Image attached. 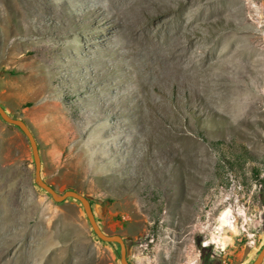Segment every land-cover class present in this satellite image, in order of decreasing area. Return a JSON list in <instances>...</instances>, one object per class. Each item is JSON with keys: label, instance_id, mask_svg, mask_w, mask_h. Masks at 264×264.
<instances>
[{"label": "rangeland", "instance_id": "rangeland-1", "mask_svg": "<svg viewBox=\"0 0 264 264\" xmlns=\"http://www.w3.org/2000/svg\"><path fill=\"white\" fill-rule=\"evenodd\" d=\"M203 1L185 5L191 20ZM224 3L264 25V0ZM121 4L0 0V104L34 134L42 179L87 197L130 264H202L205 242L206 264H249L264 243V54L213 17L177 72L109 15ZM119 256L77 200L35 184L27 138L0 118V264Z\"/></svg>", "mask_w": 264, "mask_h": 264}, {"label": "bare ground", "instance_id": "bare-ground-1", "mask_svg": "<svg viewBox=\"0 0 264 264\" xmlns=\"http://www.w3.org/2000/svg\"><path fill=\"white\" fill-rule=\"evenodd\" d=\"M114 1L123 4H121V7L116 8V10H114L115 7L113 9L110 8L109 15L115 17L120 25L123 23L119 14L127 17L126 24L129 26L130 31L137 35L139 43L143 44L147 41L148 44L145 45H149L148 47H151L149 51H153L156 56L161 54L171 55V60L173 61L172 65L177 72L184 70L185 66L187 67L189 64L192 65L194 58H201V52H197L196 49V56L192 57L190 55V45L192 44L190 40L193 37H191V35L199 34L200 31L204 29L205 24L203 22H206L208 19H213V17L215 19V24H229L232 27L233 31L226 33L230 39L246 38L248 40L246 43L255 50V53L257 52L260 55L264 54V36L262 34L264 25H256L257 22L249 18L243 21L234 18V14L237 12V6L227 5L224 3V0L203 1L204 5L200 6L198 9L200 10V15H198L196 20H191L186 13L188 10L185 9V5L189 4L190 0H113V2ZM209 2L210 4H207ZM219 2H223L224 4H218ZM211 5L214 7H210ZM206 14L209 16L205 17ZM209 26L211 25L209 24ZM211 27L213 28L207 29L206 31L210 33L213 31L214 33L218 32L214 26ZM146 36L149 37V40L145 38L143 42L142 38ZM219 38H221V36H217L214 39L219 40Z\"/></svg>", "mask_w": 264, "mask_h": 264}, {"label": "water", "instance_id": "water-1", "mask_svg": "<svg viewBox=\"0 0 264 264\" xmlns=\"http://www.w3.org/2000/svg\"><path fill=\"white\" fill-rule=\"evenodd\" d=\"M0 118L8 124L16 126L27 138L28 143L31 148V153H32L33 162H34V182L35 184L39 188L47 192L51 196V198L56 202H62L67 198H74L75 200H77L82 205L83 211L86 215V218L88 220V223L93 233L102 241L118 244L119 249H120V256H119L120 263L130 264L127 259L126 240L123 239V237L118 234H108L101 229V227L99 226L98 220L96 219L95 214L93 212L92 205L87 197L71 189L65 190L63 192H58L49 183H47L46 181L42 179L41 172H40L41 161H40L37 141L31 129L27 125V123L24 122L22 119L14 118L11 115H9V113L4 109V107L1 104H0ZM248 250L249 249L246 248L244 253L247 254ZM263 260H264V243L260 251L258 252L257 256L255 257V259L249 264H261Z\"/></svg>", "mask_w": 264, "mask_h": 264}, {"label": "trees", "instance_id": "trees-1", "mask_svg": "<svg viewBox=\"0 0 264 264\" xmlns=\"http://www.w3.org/2000/svg\"><path fill=\"white\" fill-rule=\"evenodd\" d=\"M200 248V250H201V252H202V254L204 253V256L202 257V262H203V264L205 263L206 264V260H207V258L209 257L210 258V250H209V248L208 247H199Z\"/></svg>", "mask_w": 264, "mask_h": 264}, {"label": "clouds", "instance_id": "clouds-1", "mask_svg": "<svg viewBox=\"0 0 264 264\" xmlns=\"http://www.w3.org/2000/svg\"><path fill=\"white\" fill-rule=\"evenodd\" d=\"M204 246H205V247H207V246H208L207 242H205Z\"/></svg>", "mask_w": 264, "mask_h": 264}, {"label": "flooded vegetation", "instance_id": "flooded-vegetation-1", "mask_svg": "<svg viewBox=\"0 0 264 264\" xmlns=\"http://www.w3.org/2000/svg\"><path fill=\"white\" fill-rule=\"evenodd\" d=\"M203 261V260H202ZM202 264H203V262H202ZM205 264V263H204Z\"/></svg>", "mask_w": 264, "mask_h": 264}]
</instances>
